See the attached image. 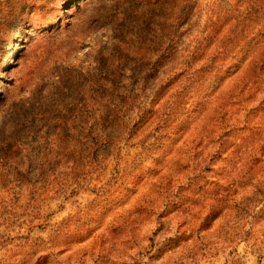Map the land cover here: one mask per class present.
<instances>
[{
  "label": "rangeland",
  "instance_id": "rangeland-1",
  "mask_svg": "<svg viewBox=\"0 0 264 264\" xmlns=\"http://www.w3.org/2000/svg\"><path fill=\"white\" fill-rule=\"evenodd\" d=\"M0 264H264V0H0Z\"/></svg>",
  "mask_w": 264,
  "mask_h": 264
}]
</instances>
